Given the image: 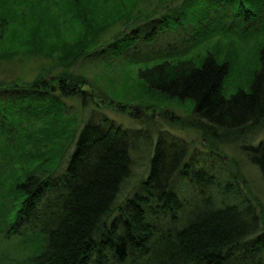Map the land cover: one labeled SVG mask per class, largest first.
<instances>
[{
  "label": "trees",
  "instance_id": "1",
  "mask_svg": "<svg viewBox=\"0 0 264 264\" xmlns=\"http://www.w3.org/2000/svg\"><path fill=\"white\" fill-rule=\"evenodd\" d=\"M195 1L0 0L1 60L66 54L54 62L65 65L57 89L43 77L0 82V264H264L262 214L235 174L223 164L216 171L220 152L211 163L186 161L189 142L161 133L141 189L126 197L140 136L92 109L80 129L66 100L92 102L80 89L89 84L84 74L70 69L79 60L125 57L138 66L132 87L190 101L203 134L258 129L264 43L255 44L256 64L240 59L235 39L196 50L221 36L259 40L264 0H211L197 14L189 11ZM215 3L223 10L212 11ZM118 24L127 27L106 46ZM242 150L264 177V139Z\"/></svg>",
  "mask_w": 264,
  "mask_h": 264
},
{
  "label": "rangeland",
  "instance_id": "2",
  "mask_svg": "<svg viewBox=\"0 0 264 264\" xmlns=\"http://www.w3.org/2000/svg\"><path fill=\"white\" fill-rule=\"evenodd\" d=\"M183 1L180 0L179 6L182 5ZM210 3L211 0H196L189 7V11L197 14L203 9L209 8ZM216 3L212 5L213 9L211 10H215V12L223 10L216 6ZM223 8L227 13H230V18L234 19V23L240 20L235 13L229 12L228 5ZM227 22H230V20L228 19ZM197 24L198 22L195 20L193 24H188V28L193 29ZM126 27L121 24L116 25L103 39L105 45L107 46L110 43L108 41L112 42L116 35H120L119 33L125 30ZM170 32L172 31H162L160 41L166 40ZM258 38L259 40H255V37L251 36L249 40H246L244 37L234 35L226 38L225 36L215 37L209 43L207 42L206 46L204 44L200 46L204 47L198 48L196 52L206 47L212 48L217 43L230 46V39H235L237 42L236 49H239L241 53L240 59L247 64H256L257 45L255 44L264 43V33ZM233 44L234 40H232ZM225 50L228 52L230 49L226 47ZM65 56V51L59 49L55 54L48 56L22 53L13 60L0 59V82H11L14 80L29 82L43 77L51 79V85L57 89L59 81L56 79V75L65 70V65L62 62H57L56 66L54 62L55 60L64 59ZM110 57L112 56L110 55ZM124 58H114V62L110 64L103 62L99 56L96 59L79 60L70 69L80 74L83 73V76L89 82V84L81 86L80 89H85L92 99L91 104H89L92 108L82 107L81 100L76 97L66 99L68 105L73 106V109L77 111L78 124L82 121L79 124L80 129L91 117L92 109L94 118L100 119L107 116L121 123L129 130L135 131L140 136L136 142L137 146L133 149L134 174L127 181L122 194L129 197L141 189L142 182L149 174L155 142L162 133L170 137H179L189 142L190 150L186 161L191 159L199 161L200 159L201 162L198 163H202L203 159H214L217 152H220L223 160L219 159L213 163L216 171L217 167L223 164L222 168L225 167L226 170H229L230 179L235 174V182L241 188L245 197L258 207L264 220V177L242 150V147L258 143L264 139V124L255 130L244 128L239 131H226L220 129L215 132L218 139L205 135L203 130L198 127L199 119L193 115V105L190 101H181L157 93L136 90L138 86L136 89L132 87L136 86V82H138V66L127 64L123 61ZM239 72L242 73L241 71ZM240 73L234 76L240 77L242 75L243 77V73ZM229 89H232L231 86H229ZM113 100L114 102L112 103ZM75 127V125H72L69 131H72ZM67 144L68 142L65 145ZM73 147L74 144L70 146L69 153L66 155L63 164L67 162L70 154L74 151ZM211 162L210 159L209 163ZM187 193L184 196L189 197L190 194L188 195Z\"/></svg>",
  "mask_w": 264,
  "mask_h": 264
}]
</instances>
